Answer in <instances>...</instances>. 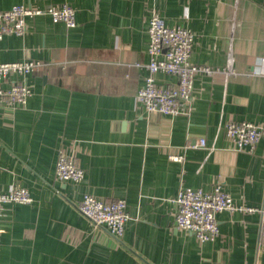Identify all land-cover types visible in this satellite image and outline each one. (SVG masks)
<instances>
[{"label":"crops","instance_id":"0c3cea01","mask_svg":"<svg viewBox=\"0 0 264 264\" xmlns=\"http://www.w3.org/2000/svg\"><path fill=\"white\" fill-rule=\"evenodd\" d=\"M62 4L75 10V27L44 14L26 18L23 36L0 40V64H45L26 77L24 108L0 107L1 190L19 186L32 199L0 211V264H264V0H0V11ZM152 9L167 27L192 32L191 64L221 69L231 59L240 73L196 74L176 117L146 114L135 99ZM155 81L176 85L163 74ZM229 121L262 130L252 152L235 151ZM200 138L206 149L194 147ZM60 155L82 181L56 179ZM216 185L236 207L258 211L217 214V237L201 243L176 228L171 200ZM86 194L126 203L120 239L78 211Z\"/></svg>","mask_w":264,"mask_h":264},{"label":"built area","instance_id":"2783aa9c","mask_svg":"<svg viewBox=\"0 0 264 264\" xmlns=\"http://www.w3.org/2000/svg\"><path fill=\"white\" fill-rule=\"evenodd\" d=\"M48 15L54 23H63L67 28L75 27V10L67 4L30 8L16 5L9 10L0 11V40L6 36L21 37L25 32L26 18ZM147 34L149 38L148 63L143 67L147 75L143 86L135 95L136 102L146 114H158L176 117L185 114L184 107L191 100L193 77L196 74L212 77L221 74L225 81L240 75L229 59L219 69L197 66L189 62L192 50L193 34L184 27H167L159 14L151 10ZM44 63L22 60L0 64V107L8 109L24 108L31 92L26 84V77L33 75L44 67ZM163 74L176 79L173 87L159 86L155 76ZM20 78V79H19ZM225 135L234 143L237 152L247 149L252 152L257 146L262 130L251 123L229 121L225 125ZM194 147L206 149V142L200 138ZM180 161V157H171ZM55 177L61 182L79 183L84 177L73 159L60 155L55 167ZM32 199L28 191L14 186L8 192L0 187V211L7 204L30 205ZM175 208L174 223L177 229L193 235L201 243L213 241L218 233L217 214L227 211L257 212V209L236 207L231 198L216 185L211 191L202 189H179L171 200ZM78 211L89 221L94 229L106 231L120 239L125 223L129 220L126 203L123 200L104 202L92 195H84L76 204ZM262 221L259 229V246L264 247V208L260 210ZM1 216V212H0Z\"/></svg>","mask_w":264,"mask_h":264}]
</instances>
